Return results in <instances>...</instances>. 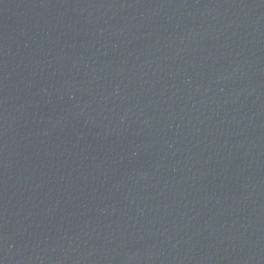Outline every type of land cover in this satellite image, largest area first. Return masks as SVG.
<instances>
[{
    "label": "water",
    "instance_id": "95a60500",
    "mask_svg": "<svg viewBox=\"0 0 264 264\" xmlns=\"http://www.w3.org/2000/svg\"><path fill=\"white\" fill-rule=\"evenodd\" d=\"M0 264H264V0H0Z\"/></svg>",
    "mask_w": 264,
    "mask_h": 264
}]
</instances>
